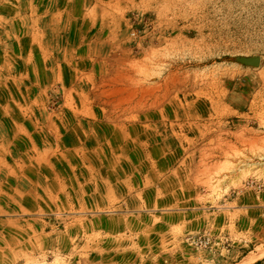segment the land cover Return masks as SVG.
I'll list each match as a JSON object with an SVG mask.
<instances>
[{
	"label": "rangeland",
	"instance_id": "obj_1",
	"mask_svg": "<svg viewBox=\"0 0 264 264\" xmlns=\"http://www.w3.org/2000/svg\"><path fill=\"white\" fill-rule=\"evenodd\" d=\"M261 249L264 0H0V264Z\"/></svg>",
	"mask_w": 264,
	"mask_h": 264
},
{
	"label": "bare ground",
	"instance_id": "obj_2",
	"mask_svg": "<svg viewBox=\"0 0 264 264\" xmlns=\"http://www.w3.org/2000/svg\"><path fill=\"white\" fill-rule=\"evenodd\" d=\"M264 257V249L247 253L237 264H250Z\"/></svg>",
	"mask_w": 264,
	"mask_h": 264
},
{
	"label": "water",
	"instance_id": "obj_3",
	"mask_svg": "<svg viewBox=\"0 0 264 264\" xmlns=\"http://www.w3.org/2000/svg\"><path fill=\"white\" fill-rule=\"evenodd\" d=\"M238 60L244 64H251V65H258L259 64V57L252 56V57H238Z\"/></svg>",
	"mask_w": 264,
	"mask_h": 264
}]
</instances>
